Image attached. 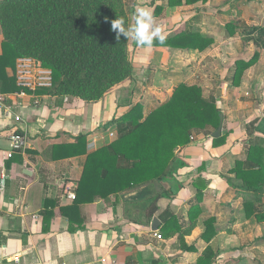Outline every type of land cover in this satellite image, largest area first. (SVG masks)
Here are the masks:
<instances>
[{
	"label": "crops",
	"instance_id": "obj_1",
	"mask_svg": "<svg viewBox=\"0 0 264 264\" xmlns=\"http://www.w3.org/2000/svg\"><path fill=\"white\" fill-rule=\"evenodd\" d=\"M220 1L171 6L169 0H133L131 23L134 7L141 5L151 10L166 38L191 30L212 43L200 51L147 49L131 40L133 77L97 102L47 91L21 97L0 90L11 108L0 107V264H198L208 248L217 254L212 264H264V222L247 217L244 202L249 196L232 186L236 182L229 173L245 156L252 136L248 128L264 118V105L243 96L251 71L235 87L228 82L236 61L248 60L237 58L228 65L220 57L228 42H222L223 36L234 37L241 27L235 24L231 35ZM2 43L0 24V55ZM258 69L255 90L264 80ZM7 73L13 75L11 69ZM214 81L225 86L218 101L224 115L222 135L228 134L222 147L205 134H194L176 151L186 166L162 179L171 185L165 188L160 180L71 208L74 201L67 193L77 194L89 155L116 139V118L136 105L146 117L180 84L198 85L208 93ZM14 128L28 144L7 158V137ZM80 136L83 140L77 142ZM163 191L167 197L158 201L159 210L150 219L147 203ZM48 201L55 208L47 209ZM62 207L69 208L66 214ZM155 218L160 228L152 231ZM210 219L214 235L207 240Z\"/></svg>",
	"mask_w": 264,
	"mask_h": 264
},
{
	"label": "trees",
	"instance_id": "obj_2",
	"mask_svg": "<svg viewBox=\"0 0 264 264\" xmlns=\"http://www.w3.org/2000/svg\"><path fill=\"white\" fill-rule=\"evenodd\" d=\"M209 1L169 0V5L207 4ZM130 14L126 0H0L3 34L0 90L4 93L19 91L14 74L9 76L7 71L11 69L14 73L17 60L30 57L53 71L54 88L48 93L73 96L89 103L99 101L112 88L133 77L131 40L122 35L117 39L111 29V21L117 16H123L126 24H131ZM236 27L227 25L231 35H235ZM245 33L257 50L248 61H236L232 79L228 80L232 87L241 82L244 72L256 65L264 52V26L249 27ZM211 43L210 38L199 32L185 30L166 38L164 45L154 42L153 46L203 51ZM43 92L46 91L38 93ZM218 100L216 96H205L200 86L180 84L169 99L146 117L136 105L116 118L112 124L117 137L89 155L71 208L90 203L97 197L107 198L135 187L152 185L167 175L176 174L186 166L177 159V149L188 145L194 134L212 138L219 128L222 110ZM259 130L264 132V118L254 124L255 133ZM227 137L228 134H224L212 138L213 145L223 146ZM81 140L83 137H77V142ZM229 173L236 182L232 186L249 196L244 202L247 217L264 222V145L260 138L249 142L244 158L238 159ZM164 197L167 194L163 191L147 203L150 219L158 212L157 203ZM46 208H55L53 202L48 201ZM68 209L62 207L61 211L66 214ZM69 219L71 221L72 217ZM213 223V219L206 222L204 237L207 240L214 235ZM216 257V252L208 248L198 264H212Z\"/></svg>",
	"mask_w": 264,
	"mask_h": 264
},
{
	"label": "rangeland",
	"instance_id": "obj_3",
	"mask_svg": "<svg viewBox=\"0 0 264 264\" xmlns=\"http://www.w3.org/2000/svg\"><path fill=\"white\" fill-rule=\"evenodd\" d=\"M126 1L129 6V13L131 12L130 14L131 16L132 15L131 4L133 3V0H126ZM219 4H220L219 8H221L222 12L224 13L226 12L227 14L226 21H228L229 24H236V25L238 24L239 26L241 25L240 27L241 29L239 28L237 30V33L234 37H231L229 33L226 36H223L222 42H225V41H228V42H225L227 43V45L224 48H221L220 57L228 65L234 62L237 58L240 59L243 57L246 60L251 59L255 51L257 50V48L252 41H249L251 39L249 35L245 33V31L246 29L248 30L249 27L264 26V0H221ZM215 58L218 59V57H215ZM254 68H259L258 70H260L259 71L260 74L261 72L264 73V52L263 51L261 52V57L258 63L248 68L244 72V73H247L248 71H251L249 73V76L252 78H247L248 84L244 85L245 91L243 95L244 97H247L250 100H252V102H254L253 104H255L256 106H261V105H264V83H262L264 80L260 83L261 89L258 88L257 90H255L258 84L257 82L254 81L255 79L254 74H256L254 72ZM233 69L234 68H232V70ZM246 76H248V74ZM215 82L216 81H214L213 83V89H208L209 92L208 93L206 92L207 95L203 90L205 96H216V93H215L216 89L217 90L219 89L221 90L222 88L225 89V86L221 82H216V83ZM209 85H211L210 88H212V84L209 83ZM216 97L219 98L218 101H220L221 96H216ZM248 129H249L248 131L252 133L251 134L252 140L249 139V142L253 141L254 138H260L261 143L264 145V132H261L259 130V132L255 133L254 124H252L250 128ZM248 146H249V143L247 144L246 149L248 148ZM242 157H243V154H242ZM202 201L204 200L202 199Z\"/></svg>",
	"mask_w": 264,
	"mask_h": 264
},
{
	"label": "built area",
	"instance_id": "obj_4",
	"mask_svg": "<svg viewBox=\"0 0 264 264\" xmlns=\"http://www.w3.org/2000/svg\"><path fill=\"white\" fill-rule=\"evenodd\" d=\"M16 81V85L19 91L16 92L17 96H25L28 93H38L39 91H50L54 88V74L53 71L40 62L30 57L19 58L16 62V69L13 73ZM7 95L0 91V107H4L7 111L11 108L5 105ZM16 122H20V118H15ZM10 148L8 151H4L7 158H12L18 151H23L28 144L27 137L20 133L15 128L10 132L7 137ZM2 135L0 134V142ZM67 197L70 200L76 199L74 191L67 193ZM156 238L162 239V235L155 233Z\"/></svg>",
	"mask_w": 264,
	"mask_h": 264
},
{
	"label": "clouds",
	"instance_id": "obj_5",
	"mask_svg": "<svg viewBox=\"0 0 264 264\" xmlns=\"http://www.w3.org/2000/svg\"><path fill=\"white\" fill-rule=\"evenodd\" d=\"M111 29L116 33L117 39L122 35L126 40H132L136 45L150 49L154 42L164 45L166 35L155 24V18L150 9L136 5L133 11V23L126 24L123 16H117L111 21Z\"/></svg>",
	"mask_w": 264,
	"mask_h": 264
},
{
	"label": "water",
	"instance_id": "obj_6",
	"mask_svg": "<svg viewBox=\"0 0 264 264\" xmlns=\"http://www.w3.org/2000/svg\"><path fill=\"white\" fill-rule=\"evenodd\" d=\"M221 95V90L219 89L217 91V96H220ZM223 124H224V115L221 114L220 115V126L219 128L217 129V131L213 134L212 138L213 139H217L219 137L222 136V129H223ZM166 184L167 185H171L169 184V180H162L161 181V185H163L165 188H166ZM168 193L169 194H173V192H171L170 190H168ZM160 228V221L158 219H154L153 222H152V225H151V229L152 231H156Z\"/></svg>",
	"mask_w": 264,
	"mask_h": 264
}]
</instances>
